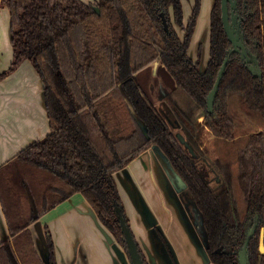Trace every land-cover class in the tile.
<instances>
[{
	"label": "trees",
	"instance_id": "16d2710c",
	"mask_svg": "<svg viewBox=\"0 0 264 264\" xmlns=\"http://www.w3.org/2000/svg\"><path fill=\"white\" fill-rule=\"evenodd\" d=\"M237 4L244 39L258 56L261 77H254L238 55L231 54L213 110L207 112L206 96L231 46L223 30L220 0L213 1L210 12L209 58L203 70L201 47L196 59L189 54L201 0H194L186 22L182 0H0V6L9 10L13 51L0 80L28 60L43 83L49 125L44 138L13 158L37 180L29 183L22 178L35 215L17 216H25L20 207L28 205L20 198L11 218L0 187L9 230L0 241V264H37L28 226L77 192L126 251L114 210L115 203L123 204L113 174L154 145L202 215L208 261L238 264L246 230L256 224L247 245L249 264H264V254L259 253L264 228V0ZM175 25L183 29L182 36ZM153 61H160L175 82L165 97L170 117L144 94L135 76ZM174 129L184 134L195 157ZM203 162L214 168L219 183L214 179L211 184L202 175ZM4 183L9 178L0 176L3 192L12 201ZM43 185L42 190L37 188ZM153 229L170 263L177 264L164 234L157 225ZM45 241L49 264H57L47 227ZM139 251L148 264L140 247Z\"/></svg>",
	"mask_w": 264,
	"mask_h": 264
},
{
	"label": "crops",
	"instance_id": "0c3cea01",
	"mask_svg": "<svg viewBox=\"0 0 264 264\" xmlns=\"http://www.w3.org/2000/svg\"><path fill=\"white\" fill-rule=\"evenodd\" d=\"M190 56L195 59L194 55ZM12 59L9 10L0 6V73L8 68ZM135 76L142 87L147 86L153 92L156 89L160 100H165L175 86L173 77L160 61H153ZM170 113L167 109L166 116L170 117ZM48 132L43 83L33 65L23 60L14 72L0 80V176L9 178V168L17 153ZM113 176L131 230L149 264L169 263L141 210L140 199L164 233L178 264H209L189 234L188 218L180 200L185 199L181 197L184 187L155 147L143 151ZM23 192L22 201L30 204L31 199L33 205L29 188L25 186ZM45 227L51 233L57 264L128 263L122 259L121 245L116 239L110 235L113 242H108L107 231L80 192L61 201L28 226L37 264H46L42 258ZM8 236L7 218L0 199V241Z\"/></svg>",
	"mask_w": 264,
	"mask_h": 264
},
{
	"label": "water",
	"instance_id": "95a60500",
	"mask_svg": "<svg viewBox=\"0 0 264 264\" xmlns=\"http://www.w3.org/2000/svg\"><path fill=\"white\" fill-rule=\"evenodd\" d=\"M237 3H238V0H220L221 20H222L223 30L231 46L228 49L227 54L223 58V61L219 68L215 82L211 90L208 92L206 96V111L207 112H211L213 110L214 100L218 92L221 79L224 75L227 63L229 62V56L231 54L233 53L237 54L239 59L242 61V63L245 65V67L250 71V73L254 77H261V68L259 65L258 56L254 54L253 52H251V50L247 46L245 39H244V34L241 29V19L239 18V14L236 12V9L238 6ZM95 9L99 13V9L97 7H95ZM162 21H163L164 28L168 30V24L163 14H162ZM138 122L140 123L141 127L145 131L143 124L139 120ZM176 137L184 145V147L188 150L190 155L195 157L196 152L193 146L189 143V141H187L184 134L181 131H176ZM153 147H155L161 153L160 149L157 146L154 145ZM217 179L219 180V177ZM139 203H140L142 212H144L147 223L151 227L152 231H154L153 226H155L156 224H155L153 217L149 213V210L147 206L145 205V203L143 202V200L140 199ZM114 210H115L116 217H117V220L120 226V231L122 233L123 240L125 243L126 253L129 259V264H144L141 253L139 251L138 242L136 241L135 236L131 230L130 224L128 223L126 219V214L124 212L123 205L115 203ZM34 215H35V210H34ZM199 223L202 225V219L200 220ZM255 228H256V224L253 227H249L246 230L247 238L237 253L238 264H249V255H248L247 245H248L249 238L251 237V235H253L255 231ZM106 235H107L108 242L112 243L113 240L111 236L107 232H106ZM43 243L45 245V251L43 253L42 258L46 264H49V250H48V247L45 241V236L43 237ZM202 246H203L206 260L208 261L206 253H205V250L207 247L206 235L202 236ZM163 251L165 253V256L168 257L165 248H163ZM259 253L264 254V228H261V231H260Z\"/></svg>",
	"mask_w": 264,
	"mask_h": 264
},
{
	"label": "rangeland",
	"instance_id": "374dc122",
	"mask_svg": "<svg viewBox=\"0 0 264 264\" xmlns=\"http://www.w3.org/2000/svg\"><path fill=\"white\" fill-rule=\"evenodd\" d=\"M82 1L83 2H92L94 0H82ZM213 1L214 0H201V5H200V9H199V14L197 17L196 27H195V30H194V33H193V36L191 39V43H190V54L194 55L195 59L197 58L198 48L201 47L202 56L200 59L199 70H203L205 68L207 61H208V58H209V26H210V12H211V8L213 5ZM193 4H194V0H182V10H183V16H184L185 20L186 19L188 20V18L190 17L191 11L193 8ZM175 29L177 30V32L179 31V33H180V34L178 33L179 35H181V36L183 35V29L181 27H178L175 25ZM142 75H145V74H142ZM142 88H143L144 94L147 95L149 97V99L151 100V102L156 104V106L160 110V112L166 116L167 109H169L168 103L163 99H161V100L158 99L159 98V92L156 89L153 92L150 89H148L147 86L142 87ZM169 123L171 124V127L173 128L174 124L172 123V121L169 120ZM174 131L176 132V131H178V129H174ZM207 165L208 164L206 162H203L202 165H200L201 171H203V167H206ZM24 177H25V179L26 178L28 179L29 183H31V180H35L32 178L30 173H28L27 171H24L17 164H13V166H11L9 168V183H6V184L4 183V184H5V186H7L8 190H11L10 195H12L11 196L12 201H10L8 199L7 192L6 191L3 192L4 186L0 185L2 193H4L5 210L8 212V215L11 218H14V216L16 214L14 209L16 208V206L18 204L21 203L20 198L24 197L23 189L26 186V183H25L26 181L24 179H22ZM34 178H36V177H34ZM35 181L37 182V180H35ZM211 184H214L213 180L211 181ZM37 188L42 190L44 188V185L43 186H37ZM32 190H33L32 192H35L34 189H32ZM30 204H31V199H30ZM30 204L26 205L25 208H24V205H22L20 207V211H22V213H23L22 215H25V216L17 215L19 218L21 217L22 219H25V218H27V216H31L32 214H34V211L32 210V207H31L32 204H31V206H30ZM187 227L189 230V234H191L193 239L197 242L198 246L202 250L204 258L206 259L205 254H204V250H203V246H202V238H201L199 229L196 228L194 224H190L189 221L187 223ZM158 243H160L159 240H158ZM121 249H122L121 254L123 257L122 259H124L127 263L128 262V256H127L126 251L124 250V247H122V244H121ZM200 253H201V251H200ZM114 254H116L115 251H114ZM164 257L167 260L166 256H164ZM167 262L169 263L168 260H167ZM176 262H177V260H176ZM121 264H123V263H121ZM127 264H129V262ZM177 264H178V262H177Z\"/></svg>",
	"mask_w": 264,
	"mask_h": 264
},
{
	"label": "flooded vegetation",
	"instance_id": "af4514ba",
	"mask_svg": "<svg viewBox=\"0 0 264 264\" xmlns=\"http://www.w3.org/2000/svg\"><path fill=\"white\" fill-rule=\"evenodd\" d=\"M236 12L239 14V18L241 19V14H240V11H239V7L237 6V9H236ZM164 157V156H163ZM166 160V159H165ZM208 164V163H207ZM171 166V165H170ZM171 168H172V166H171ZM205 168V169H204ZM173 169V168H172ZM201 169V168H200ZM173 171L175 172V170L173 169ZM204 171V172H203ZM203 171H201V173H202V175H204V177L206 178V180L209 182V183H211V181L212 180H216V182H220V178H219V180L217 179L219 176L217 175V173L215 172V170H214V168H212L209 164L206 166V167H203ZM175 174H176V172H175ZM177 175V174H176ZM178 176V175H177ZM180 179V178H179ZM180 181H181V179H180ZM181 183H182V181H181ZM182 185H183V187H184V191H183V194H184V196H182L181 195V197L183 198H185V199H183V201H182V199H180L181 200V203H182V206H183V212H185V214H186V216H187V218H188V221H189V223L190 224H194L195 225V227L196 228H198L199 229V231H200V235H201V238H202V236H205L206 235V233H205V229H204V226H203V219H202V215L200 214V212L198 211V209H197V207H196V205H195V203H194V201H193V199H192V197L190 196V194L188 193V191L186 190V187L184 186V184L182 183ZM202 219V225L199 223L200 222V220ZM159 230H161L160 228H159ZM161 232H162V230H161ZM163 233V232H162ZM164 234V233H163ZM165 236V235H164ZM166 238V237H165ZM115 239V238H114ZM167 240V239H166ZM160 242V241H159ZM168 242V241H167ZM160 244H161V252H162V255L163 256H165V253H164V251H163V248H164V246H163V244L160 242ZM168 244H169V242H168ZM169 246H170V244H169ZM138 247H140L139 246V244H138ZM171 247V246H170ZM207 248V247H206ZM142 250V249H141ZM171 251H172V253H173V249H172V247H171ZM143 252V251H142ZM143 255H144V253H143ZM173 255H174V253H173ZM145 256V255H144ZM146 258V257H145ZM167 258V260L169 261V258L168 257H166ZM174 258H175V255H174ZM143 259V258H142ZM175 260H176V258H175ZM128 262H129V259H128ZM144 262V261H143ZM148 262V261H147ZM209 262V261H208ZM169 263H170V261H169ZM210 263V262H209ZM149 264V263H148ZM171 264V263H170Z\"/></svg>",
	"mask_w": 264,
	"mask_h": 264
}]
</instances>
